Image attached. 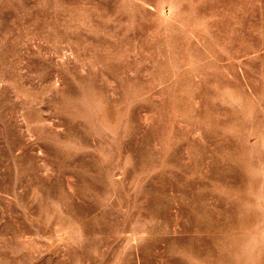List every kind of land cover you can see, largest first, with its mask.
Returning <instances> with one entry per match:
<instances>
[{
  "label": "rangeland",
  "instance_id": "obj_1",
  "mask_svg": "<svg viewBox=\"0 0 264 264\" xmlns=\"http://www.w3.org/2000/svg\"><path fill=\"white\" fill-rule=\"evenodd\" d=\"M0 264H264V0H0Z\"/></svg>",
  "mask_w": 264,
  "mask_h": 264
}]
</instances>
